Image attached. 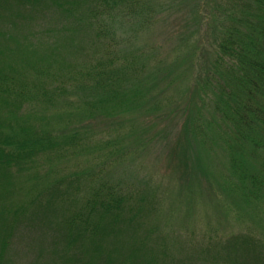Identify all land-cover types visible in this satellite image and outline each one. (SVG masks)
Returning <instances> with one entry per match:
<instances>
[{"label": "rangeland", "instance_id": "374dc122", "mask_svg": "<svg viewBox=\"0 0 264 264\" xmlns=\"http://www.w3.org/2000/svg\"><path fill=\"white\" fill-rule=\"evenodd\" d=\"M75 1L71 10L49 0V13L27 5L30 15L22 0H0V73L47 91L20 103L0 95V141L22 129L53 139L30 161L0 167L4 259L264 264V205L235 189L222 123L202 75L194 80L197 0H139L122 13L110 2L104 32L83 25L87 0ZM108 191L119 210L85 208ZM74 215L98 231L66 249Z\"/></svg>", "mask_w": 264, "mask_h": 264}, {"label": "trees", "instance_id": "16d2710c", "mask_svg": "<svg viewBox=\"0 0 264 264\" xmlns=\"http://www.w3.org/2000/svg\"><path fill=\"white\" fill-rule=\"evenodd\" d=\"M138 1L87 0L88 19L83 23V16L79 13L75 20L78 25L83 23L104 32L100 16L110 2L122 13L137 9ZM22 2L30 15L37 14L31 9L40 8L39 12H48L46 8H50L49 0ZM65 3L66 8L71 6V10L79 7L75 0H65ZM55 5L57 12H62L64 17L65 12H70V9ZM192 12L200 47L199 51L194 50V76L198 72L194 80L202 75L204 93L211 95L212 112L222 123L221 141L227 153L229 172L238 182L235 189L242 192L247 202L264 205V0H197ZM0 95L14 96L20 103L24 100L42 101L47 98V91L43 87L28 91L21 81L0 73ZM111 98L109 95L108 101ZM193 130L200 133V130ZM22 131V137L8 135L1 139L0 167H11L13 163L22 165L23 161L31 160L34 152L39 153L45 148V143L52 146L53 139L48 136L39 138L33 132ZM252 160L254 163L250 167ZM112 194L108 191L103 197L94 192L92 198L87 199L85 208L90 213L101 210L106 214L119 210L116 208L119 201ZM66 226V249H73L80 241L94 238L98 231L97 226H90L79 215H74ZM5 246L6 241L1 240L0 264H11L10 259H4Z\"/></svg>", "mask_w": 264, "mask_h": 264}]
</instances>
